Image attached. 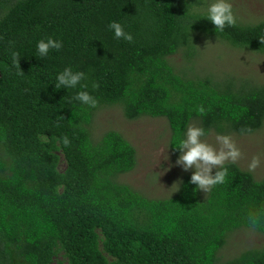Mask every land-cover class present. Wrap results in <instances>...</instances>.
Instances as JSON below:
<instances>
[{"label":"trees","instance_id":"1","mask_svg":"<svg viewBox=\"0 0 264 264\" xmlns=\"http://www.w3.org/2000/svg\"><path fill=\"white\" fill-rule=\"evenodd\" d=\"M212 2L0 0V264H264V247L219 257L241 228L264 235V176L226 162L225 182L206 193L188 173L172 195L151 198L119 180L136 166L134 146L91 130L108 105L127 119L162 117L178 154L192 124L205 135L263 126L264 80L198 61L205 39L264 54V18L234 14L235 26L215 31L203 18ZM112 21L132 41L116 39ZM48 38L63 46L40 57ZM65 68L85 77L57 90ZM79 91L97 107L76 101Z\"/></svg>","mask_w":264,"mask_h":264},{"label":"rangeland","instance_id":"2","mask_svg":"<svg viewBox=\"0 0 264 264\" xmlns=\"http://www.w3.org/2000/svg\"><path fill=\"white\" fill-rule=\"evenodd\" d=\"M229 2L232 4L234 14L242 21L255 22L264 18V0H229ZM202 45L203 57H199L198 65L212 64L215 67L213 71L218 74L233 73L264 80V54L245 48H236L217 40L205 39ZM206 46L211 47L212 51L205 50ZM175 59L179 61L180 56H175ZM108 129L119 131L134 146L137 154L135 168L120 175L119 180L148 197L164 198L172 195L182 178L195 171L194 168L184 171L182 166L176 165L175 162L180 153L174 154L169 149L170 130L167 121L162 117L141 116L127 119L120 106L108 105L96 111L91 122V130L95 138H98ZM217 135L210 132L201 139L218 148ZM228 136L241 151V158L236 163L242 169L249 171L248 165L252 157L259 156V166L255 171L250 172L256 179L262 178L264 176V124L251 134H228ZM60 168H64L63 162L60 163ZM260 247H264V235L241 228L230 235L229 244L219 252V257L224 260L243 249Z\"/></svg>","mask_w":264,"mask_h":264},{"label":"clouds","instance_id":"3","mask_svg":"<svg viewBox=\"0 0 264 264\" xmlns=\"http://www.w3.org/2000/svg\"><path fill=\"white\" fill-rule=\"evenodd\" d=\"M215 27V31H224L226 26H235L237 21L232 10V4L229 0H214L207 9L205 17ZM110 30L114 31L116 39H125L132 41L131 34L125 33L122 26L115 21L108 25ZM264 42V40H261ZM62 42L53 38L47 40H39L37 42V51L40 57L48 55L50 49L60 50ZM13 63L19 65V53H12ZM20 66V65H19ZM84 72H73L71 68H65L57 76V83L55 88H75L77 84L84 79ZM98 84H93V87H98ZM86 87V85H83ZM74 99L81 104L89 105L90 107H97L98 101L86 91H79ZM197 113L203 115L205 110L203 106L197 109ZM205 135V131L201 127L189 126L184 139H181L176 147L180 150V155L176 160V165L182 166L184 171L195 169L190 178V183L196 185L197 189L205 193L210 191L212 187L223 184L227 175V168L224 167L226 162L235 164L241 158V151L236 146L233 139L228 135H217L216 142L218 148L202 141L201 137ZM62 143L65 146L70 144L69 139L65 136L62 138ZM260 164L259 156H253L249 165V171H255ZM217 169L215 174H212L213 169ZM253 227L256 226V220H251Z\"/></svg>","mask_w":264,"mask_h":264}]
</instances>
